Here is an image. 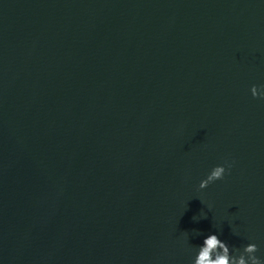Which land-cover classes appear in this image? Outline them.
<instances>
[{"label":"water","instance_id":"water-1","mask_svg":"<svg viewBox=\"0 0 264 264\" xmlns=\"http://www.w3.org/2000/svg\"><path fill=\"white\" fill-rule=\"evenodd\" d=\"M254 85L264 0H0V264L264 261Z\"/></svg>","mask_w":264,"mask_h":264},{"label":"clouds","instance_id":"clouds-1","mask_svg":"<svg viewBox=\"0 0 264 264\" xmlns=\"http://www.w3.org/2000/svg\"><path fill=\"white\" fill-rule=\"evenodd\" d=\"M251 94L254 99H264V86L258 89L255 85L251 88ZM230 170L231 165H227ZM226 174V167L223 165L214 167L203 180L199 188H207L210 184L223 180ZM258 248L255 244H249L244 247L238 255H232L226 243L218 239L217 235H209L199 248L193 264H264L256 253Z\"/></svg>","mask_w":264,"mask_h":264}]
</instances>
